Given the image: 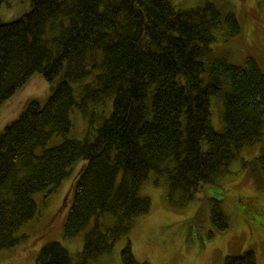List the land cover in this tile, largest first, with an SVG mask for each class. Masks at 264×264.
Wrapping results in <instances>:
<instances>
[{"label":"trees","instance_id":"1","mask_svg":"<svg viewBox=\"0 0 264 264\" xmlns=\"http://www.w3.org/2000/svg\"><path fill=\"white\" fill-rule=\"evenodd\" d=\"M224 27L226 37L240 33L235 16L222 18L213 3L179 9L170 0H30L28 12L0 21V106L33 76L50 86L44 102L26 101L0 132V252L14 248L36 217L34 196L54 192L80 162L62 232L75 237L93 219L83 250L73 259L49 242L35 264H87L109 252L149 211L140 190L150 172L165 177L170 204L182 207L228 174L242 148L261 141L264 73L213 50L214 32ZM210 97L222 104L219 131L210 124ZM74 107L91 139L69 137ZM55 136L61 141L48 146ZM244 164L263 189L264 152ZM103 214L114 218L105 230ZM210 217L220 231L227 227L218 201ZM120 261L148 264L129 244ZM223 264L256 259L246 250Z\"/></svg>","mask_w":264,"mask_h":264},{"label":"rangeland","instance_id":"2","mask_svg":"<svg viewBox=\"0 0 264 264\" xmlns=\"http://www.w3.org/2000/svg\"><path fill=\"white\" fill-rule=\"evenodd\" d=\"M179 9L213 3L222 18L232 13L240 27V33L226 37L225 27L214 32L212 48L227 57L232 65L242 68L248 60L253 61L264 73V0H170ZM30 10V0H0V21L10 22ZM221 24L224 25L223 19ZM43 85H28L35 97L44 102L50 95V86L42 77ZM74 97L79 99V85L72 84ZM12 98V97H11ZM0 108L9 106L15 97ZM210 124L214 130H222V104L216 97H210ZM25 102V101H24ZM5 103V102H4ZM3 103V104H4ZM24 104V103H23ZM22 104V106H23ZM0 123V132L6 124L16 119L22 111ZM110 103L108 104V107ZM14 110L15 107H12ZM92 111L99 112L95 107ZM1 112V110H0ZM108 112L106 113V117ZM71 139L92 138L88 120L74 107L71 114ZM100 117L97 115L96 124ZM60 137H53L48 146L57 145ZM264 152V131L260 142L244 147L229 166V173L215 185H207L194 195L184 206H172L167 198L165 177L150 172L141 187V196L150 201L149 211L135 218L132 227L121 236L109 252L87 264H121L120 252L127 244L139 262L148 264H223L226 256L238 255L252 250L256 264H264V188H258L256 180L248 172L257 155ZM84 162L78 163L71 176L63 181L51 194L38 193L34 199L38 206L36 217L17 233L21 237L12 249L0 252V264H35L41 247L49 242H58L75 259L84 247V235L93 226L90 224L78 235L63 237V223L72 200L74 175ZM68 185V186H67ZM215 201L226 217L227 227L219 230L211 221V208ZM102 230L112 226L114 218L103 214L100 217ZM40 245L37 251V247Z\"/></svg>","mask_w":264,"mask_h":264},{"label":"crops","instance_id":"3","mask_svg":"<svg viewBox=\"0 0 264 264\" xmlns=\"http://www.w3.org/2000/svg\"><path fill=\"white\" fill-rule=\"evenodd\" d=\"M39 77L40 76H33L22 89H20L18 92H16L12 96V98L16 96L14 102L10 101L9 106H7L6 108H0V110H1V112H0V123L1 124H3V122H6L7 119L12 118V116H15L19 112L23 103L24 104H23L22 108L24 107L26 101L35 98L32 96H36L38 93L35 94L34 90L31 89L28 85H35V86L43 85L44 82H42L41 78H39ZM9 100H7L0 107L5 105ZM12 107H15V109L13 110ZM75 176L76 175H74L73 181L70 183L69 187H71L73 185ZM39 247H40V245L37 247V249L35 251H37Z\"/></svg>","mask_w":264,"mask_h":264},{"label":"bare ground","instance_id":"4","mask_svg":"<svg viewBox=\"0 0 264 264\" xmlns=\"http://www.w3.org/2000/svg\"><path fill=\"white\" fill-rule=\"evenodd\" d=\"M18 237H20V236H18ZM20 240H21V237H20Z\"/></svg>","mask_w":264,"mask_h":264}]
</instances>
